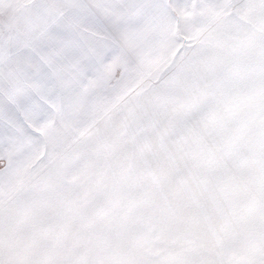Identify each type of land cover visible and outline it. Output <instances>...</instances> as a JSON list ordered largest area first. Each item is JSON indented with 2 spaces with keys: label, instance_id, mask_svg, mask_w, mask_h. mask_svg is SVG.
Segmentation results:
<instances>
[{
  "label": "snow or ice",
  "instance_id": "6c2138e0",
  "mask_svg": "<svg viewBox=\"0 0 264 264\" xmlns=\"http://www.w3.org/2000/svg\"><path fill=\"white\" fill-rule=\"evenodd\" d=\"M0 264H264V0H0Z\"/></svg>",
  "mask_w": 264,
  "mask_h": 264
}]
</instances>
